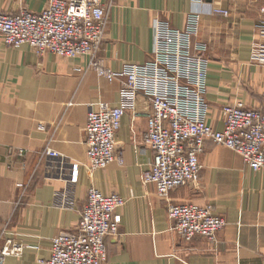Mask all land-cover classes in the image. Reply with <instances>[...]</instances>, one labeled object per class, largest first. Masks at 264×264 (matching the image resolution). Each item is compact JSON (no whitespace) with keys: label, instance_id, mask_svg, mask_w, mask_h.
Masks as SVG:
<instances>
[{"label":"crops","instance_id":"0c3cea01","mask_svg":"<svg viewBox=\"0 0 264 264\" xmlns=\"http://www.w3.org/2000/svg\"><path fill=\"white\" fill-rule=\"evenodd\" d=\"M47 1L0 0V9L40 12ZM103 1L108 20L100 57L115 71L152 57L155 18L181 28L193 7L191 0ZM208 1L229 10L228 16L204 15L195 39L209 44V122L221 129L228 102L263 103L264 66L250 57L264 0ZM122 80L99 76L88 55H39L27 44L6 46L0 33V244L13 236L25 245L6 264H49L40 261L51 257L53 237L77 229L90 187L126 198L118 209L119 234L107 238L106 264H264V178L236 152L208 141L198 185L166 197L142 183L141 172L155 157L142 142L151 112L146 99L124 116L117 133L123 163L93 174L85 169L88 114L100 103L117 105ZM75 164L79 176L72 181ZM183 202L212 205L227 221L215 241L187 242L172 230L168 207Z\"/></svg>","mask_w":264,"mask_h":264},{"label":"built area","instance_id":"2783aa9c","mask_svg":"<svg viewBox=\"0 0 264 264\" xmlns=\"http://www.w3.org/2000/svg\"><path fill=\"white\" fill-rule=\"evenodd\" d=\"M191 2L193 7L181 28L167 19L155 18L152 57L143 63L126 62L119 71L100 57L108 20V6L103 0H48L40 12L24 10L18 14L0 9V33L6 46L27 44L39 55L66 58L88 55L99 76L108 81L124 78L118 104L100 103L88 114L83 166L90 174L114 161L123 163L116 149L117 133L124 116L133 112L142 98L151 105L142 142L153 149L155 157L151 167L142 170L141 181L154 185L162 197L179 187L198 185L201 155L208 141L236 152L264 178V88L260 106L250 107L241 100L228 102L222 109L223 127L210 124L209 44L195 39L204 15L228 16L229 10L208 0ZM255 34L250 61L264 66V6L255 23ZM139 145L135 143L136 151ZM78 176L79 164H75L72 181ZM125 204L126 198L117 192L104 194L90 187L77 229L53 237L51 257L40 262L106 264L107 238L119 234L118 209ZM168 216L172 230L187 242L196 237L215 241L227 225L212 205L194 202L170 205ZM24 248L15 237L6 236L0 244V264H6L10 256L22 255Z\"/></svg>","mask_w":264,"mask_h":264},{"label":"rangeland","instance_id":"374dc122","mask_svg":"<svg viewBox=\"0 0 264 264\" xmlns=\"http://www.w3.org/2000/svg\"><path fill=\"white\" fill-rule=\"evenodd\" d=\"M214 143V142H213ZM218 145V144H217ZM222 146V145H221ZM223 148H225L224 146H223ZM227 149V148H226Z\"/></svg>","mask_w":264,"mask_h":264}]
</instances>
